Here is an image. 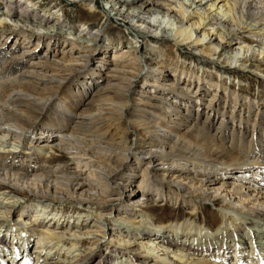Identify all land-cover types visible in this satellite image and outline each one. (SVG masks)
<instances>
[{
    "label": "bare ground",
    "instance_id": "6f19581e",
    "mask_svg": "<svg viewBox=\"0 0 264 264\" xmlns=\"http://www.w3.org/2000/svg\"><path fill=\"white\" fill-rule=\"evenodd\" d=\"M23 1L0 0V7L9 10L0 13V27L4 28L0 30V47L7 45L6 41H3L6 34L17 36L24 42L27 40L32 42L33 39L41 42L57 34L58 31L53 29L57 27V24L52 26L50 24L56 17L54 13L56 7L46 6L48 16H40L37 11L42 8V5L37 6V4L33 7L25 3V8L28 9L27 11L24 9L22 14L23 10L19 12V9L24 6L25 1ZM85 1L88 0H79L82 3ZM210 1L180 0L177 5L183 16L159 6L158 1H150L139 6H134L129 0H95L94 4L100 5L104 2L105 9L112 17L123 20L127 25L141 27L143 32L153 30L159 37H165L168 41L177 40L179 43L191 42L196 46L205 45L203 52H207L208 56L201 54L195 48L203 58L208 57L209 60L221 58L226 62L233 60L247 69L251 66L255 67L252 58L255 53L250 56L251 51L247 48V52L243 55L246 51L245 47H233V44L241 37L250 38L253 44L256 43V46L261 47L260 54L264 56V0H217L208 4ZM197 15L199 19L196 18ZM61 24H59L60 27L64 26ZM201 30L203 35L199 34ZM214 35L217 37L213 39ZM208 37L209 41H207ZM88 44L89 48L96 46L98 37L90 38ZM136 47L138 46L131 45L125 47L124 51H121L123 48L117 49L120 51H117L111 60H107V64H103L108 71L104 73V76L98 77V83L102 82L100 88L88 90L85 94V98L90 97L89 103L92 104V110L88 108L81 112H73L67 100L62 101V107L66 109L65 113L54 109L53 103L57 100L60 89L71 85L75 77L83 71L89 62L90 55L80 54L76 47L68 49L64 46L61 50L55 48V51L43 55L44 59L36 63V67L31 70L24 69L19 77L8 76L23 64L20 57L12 52L0 58V208L21 207L19 200L8 201L10 192L2 191L3 186H9L14 192L32 197L35 202L41 203L50 202L51 204V202L66 200L73 202L100 200L113 203L123 197V195L120 196L121 191L129 192L135 183V175L127 173V166L124 165L131 157L136 158L138 167H143L138 189L142 194L138 198L135 190L133 191L135 194L125 193L124 197L127 203L133 206L132 209L138 210H135V217L139 216L140 220L137 222L131 218H124L119 212L116 216L120 223L114 225L115 229H120L126 236H132L134 231L135 238L158 243L160 246L156 248L167 255L170 251L167 248H173L172 252L184 250L192 256H199V254L208 256L214 251H219L218 253H227L226 257H228V247L237 245L236 248L241 246L250 249L252 253L253 250L261 252L262 257L258 258L263 259L264 239H261L263 243L256 241L255 234L259 238L257 235L264 230V134L260 138L259 129L249 134L244 126L245 121L247 124L254 118V125L264 129V107L244 100L238 92L230 94L232 90L226 87L212 85L214 92H209V86L205 84L204 79L196 76L193 78L192 74L185 77V72L179 68H174L173 73H170L171 70H168L163 59L147 53H143L140 58ZM131 55L133 56L130 57ZM261 58L264 59V57ZM101 62L105 63L104 58H100ZM145 63L151 65L152 69L147 75L148 83L151 87H163L165 90L155 89L158 94H152L147 88L142 91L144 98L141 97L142 95L134 98L133 95L139 94L138 92L130 94V88L141 74ZM259 64L258 67H264V62ZM259 71L264 72V69ZM52 84L54 86L47 92L45 87ZM175 90L182 91L179 93L187 95L191 100L184 101L179 96L178 104L173 102L171 96ZM222 100L225 101L224 106L221 104ZM200 101L203 104L199 106L209 108L210 112L207 115L204 111L206 107L200 110L198 106L197 109L201 112L197 111L195 114L192 112L194 110L192 103ZM183 103L185 111L180 119L176 118L178 105ZM219 109L222 111L223 118L216 128L214 125ZM214 112L215 115H212ZM237 118L243 125L237 129L230 128L229 120L234 121ZM126 120L137 134V140L133 143H130L131 135L127 131L123 132ZM43 125H47V129L51 131L49 133L53 135L48 137L49 134L46 133L47 136L40 137L39 140L32 138L30 134L34 135L37 131L45 134V130L40 128ZM53 128L63 131L54 132ZM68 128H71L70 133L65 132ZM21 147H25V151L22 162L18 163L15 159L21 155L22 152H19ZM45 151L51 156L62 151H71L73 158H77L76 161L79 160L77 167L61 168L60 171L63 169L71 170L67 173L73 172L66 177L58 175L60 171L51 172L52 175H32L36 171L35 168H44L46 164L28 162L32 161L35 155L41 156ZM138 156L143 159H139ZM165 165L171 169L161 168ZM89 166L92 167L90 174L79 181L80 176L86 174ZM236 170L238 172L235 179H232L230 176ZM250 176L254 178L252 185L243 182L249 181ZM108 183L116 186L119 192L111 189ZM168 184H172L173 189L168 188ZM153 187L160 189L161 193L158 190L156 192L163 198L168 190L170 194L167 201L157 205L148 201L141 203L143 198L146 200L148 196H151L150 191ZM143 188L147 194L143 192ZM114 194H118L119 197L114 198ZM174 201L180 205L192 204L193 207L187 208L181 219L171 223L165 222L164 214ZM50 204L41 209L42 218L39 223L32 225L23 221L20 223L18 220L15 223L21 227L18 229L20 233H24L25 236L28 234L26 241L29 244L32 243V236H35V233L48 239L50 241L48 244L57 240L60 243L71 242L73 246L78 243L87 244V240L91 237L89 235L97 236L93 232H82L80 229L84 227V223L82 225L77 223L76 226L80 232L73 233L75 228L71 224L67 228L65 224L55 221L54 218L50 219L53 222L46 221L50 218L48 217L51 213ZM32 208L34 210V207ZM212 212L219 214L221 219L215 232L210 222ZM7 221H9L8 217L0 214V223ZM99 221L100 223L97 224H102L103 221L101 219ZM50 226L51 230L48 229ZM255 227L260 230L257 231ZM168 229L171 233L164 234V231ZM210 232L214 233L215 239L209 238ZM199 233L208 234L206 238L209 241L205 237V240L201 239ZM86 235L88 237L83 239L82 236ZM195 235L196 239L204 240V243L198 242V245H194ZM96 236L93 237L97 238ZM102 237L105 236H100ZM232 240L235 242L234 245L231 244ZM4 243L5 240L1 238L0 256L2 254L6 258L10 251L3 250L6 248ZM240 243L248 246L239 245ZM204 244H208L206 248ZM11 245L16 244L11 243ZM256 246L259 248H255ZM112 247L109 252H105L106 255L104 253L101 256V260L105 256L104 263L115 249L118 252H125L132 261H137L136 264L139 262L146 264L144 261H150L155 257L154 250L151 251V248L142 242L135 243L133 246L118 244ZM29 248L26 249L30 250ZM60 254L61 252H57V255ZM62 254L67 256L71 252L66 251ZM54 256L46 257L40 264L66 263V260L65 263L59 260L54 262ZM10 257L16 264L18 259H12V255ZM86 258L87 255L80 254L74 263L67 264H82ZM254 258L248 259L249 264H257ZM101 260L98 263H101ZM173 260L175 264L219 263L210 261L208 258L184 259L174 256ZM236 261H241L240 264H243L242 257L240 260L237 258ZM7 263L10 264V259ZM232 263L222 261L220 264ZM159 264L166 263L160 261ZM245 264H248V261Z\"/></svg>",
    "mask_w": 264,
    "mask_h": 264
},
{
    "label": "rangeland",
    "instance_id": "374dc122",
    "mask_svg": "<svg viewBox=\"0 0 264 264\" xmlns=\"http://www.w3.org/2000/svg\"><path fill=\"white\" fill-rule=\"evenodd\" d=\"M24 1H23L24 6H22V8L19 9L20 10L19 12L23 10L21 12L22 14H24V11L25 10L27 11L28 9V8H25V3L26 4L29 3L33 7H35L37 4H38L37 6L42 5V8L38 9L37 11L38 12L37 14L40 16H48V13L45 10L46 6L56 7L55 8L56 11L54 12L56 13V17L54 20H52V22H50V24L51 26L52 24H57V27L53 29L58 32L57 34L52 35V37L50 38L51 40L48 37V38H45L41 42L37 41V39H33L32 42L29 40L24 42V41H21L20 38H18L17 36H10L6 34L5 37L3 38V41L4 42L6 41L7 45L0 47V58L4 56V54L9 55L12 52H14L16 56L20 57L21 63H23L21 64V66H19L18 69L13 70L11 75L9 74L8 77L10 76L12 77L14 75H15L14 77H17V76L19 77L21 73L24 72V69L31 70V68L36 67V63L44 59L43 55H45L46 53L55 51V48H57L58 50L59 49L61 50L63 49L64 46L67 47L68 49H70L71 47H76L77 52H80V54L90 55L89 62L86 64L83 71L77 77H75L71 85L69 86L66 85L62 87V89H60L59 96L57 97V100L53 103L54 109L60 110V112H64V113L66 112V109L62 107V101H66V100L70 102L73 112L75 111L81 112L84 109H88V108L92 110V104L89 103L90 97L88 96L87 98H85L86 91L95 90V89L100 88L102 82L98 83L99 82L98 77L104 76V73L108 71V69L103 64H107V60L108 61L111 60L114 54L117 51H120L117 49L123 48L121 51H124L125 47H130L131 45L138 46L136 47V50L138 51V56L140 58L143 53H147L148 55H152V56L155 55L159 59H163L162 61L166 63V65L168 66L167 67L168 70H171L170 73H173L172 71L174 70V68H179V70L185 72V77L190 76V74H192L194 75L193 78L200 77L204 79L206 81L205 84L209 86V90H210L209 92H214L212 91L213 90L212 85L222 86L223 88L226 87L232 90L230 94L233 92H238L239 96L243 98L244 100H248L249 102L260 104L261 106L264 107V72L259 71L260 69H264V67L263 66L258 67L259 63L264 62V59L261 58L264 56L260 54V52L262 51L261 47L256 46V43L253 44V40H250V38L241 37L240 40L234 41L235 45L233 44V47H240V46L245 47L246 51L244 52L243 55H245V53L247 52V48H249V50L251 51L249 53L250 56L253 55V53H255L254 54L255 56L252 57L254 59L253 65H255V67L251 66V68L248 67L247 69V67L241 66L240 63L237 64L233 60H229L226 62V60L223 61L221 60V58L219 60L217 59L209 60L210 58L208 57L203 58L202 56H200V54L196 52L195 48L198 49L201 54L208 56L207 52H203L205 45L196 46V44H193L191 42L179 43V41L177 40L168 41V40H165L166 39L165 37H159L156 31L146 30V32H143L141 30V27L127 25L124 23L123 20L116 18V17H112L110 15V13H108L107 10L105 9L104 2H101L100 5H95L94 4L95 0H88L83 3L79 2V0H24ZM129 1L134 6H137V5L139 6L143 3H148L150 1H158L159 6H162L165 9H170L172 11H175L178 15L183 16V13L181 12L180 7L177 5L180 0H129ZM213 2H217V0H211L210 3L208 4H211ZM7 10H8L7 8L0 7V13L6 12ZM91 10H93V12H91ZM33 18L34 16L32 15V19ZM196 18L199 19L198 15ZM60 22L64 26L60 27L59 26V24H61ZM3 29H4L3 26L0 27V30H3ZM88 31H91V33H87ZM199 34L203 35L202 30L199 32ZM95 37H98V44L96 46H92V48H89L90 46L88 42L90 41V38H95ZM215 37H217V35L216 36L214 35L213 39ZM71 38H75L77 40L74 41ZM209 40L210 38L208 37L207 41ZM132 56L133 55H131L130 57ZM61 57L62 56L60 55V58ZM69 58H72V57H69ZM100 58H104L105 63L104 62L100 63ZM1 62L3 63L2 59H1ZM143 67L144 68L141 74L137 77V80H134V84L130 88V94H132L133 92H138L139 94V95H133L134 98H139L140 95L143 94L142 91L147 90V88L150 89L148 90L151 91L152 94H158V91L155 92V89L165 90V88L163 87H160V88L158 87L156 88V86L151 87V85L148 83L149 78H147L148 77L147 75L151 73V70H152L151 65H149L148 63H145ZM250 69L251 71H248ZM52 86L54 85L52 84V85H48L45 87V89H47V92L50 90ZM173 92L175 93L171 96V100L177 104H178L177 101H178L179 96L181 99H184V101L187 99L191 100L189 99L187 95L183 93H179V92H182L180 90H175ZM141 97L144 98L143 95ZM199 104L202 105L203 102L200 101V102L192 103L193 109H194L192 112H194V114L197 113V111L198 113H200L201 112L200 110L206 107L204 111H206V115H207V113L210 112L209 108L207 106L205 107L199 106ZM221 104L222 106H224L225 101L221 102ZM198 106L200 110L197 109ZM184 108H185L184 103L181 104L180 106L178 105V109L176 110V113H175L176 118L180 119L181 115L185 111ZM221 112H222L221 109H219L217 116H216L217 119L214 125L216 128L219 126L223 118V115ZM212 115H215V112L212 113ZM253 120L254 118H252L250 122L247 124L245 121L244 127H246L249 134H253V130L256 131L259 129V136L260 138H262L261 136H263L262 134H264V129L259 125L257 126L254 125ZM229 122L230 124H228V126H230V128L235 127L237 129L240 125H243V123L240 124V121L238 120V118L234 121L229 120ZM40 128H43V131L45 130L44 135L40 134L42 133L41 131H37L35 132L34 135L30 134V136L34 139L39 140L40 137L42 138L46 137L47 136L46 133L49 134L48 137L50 135H53L49 133L51 131L47 129V125L40 126ZM53 130L55 132L57 129L53 128ZM57 131L61 133L63 130H57ZM124 131H127L131 135L130 143H133L137 140V134L130 127L129 122L127 120L125 121V128H123V132ZM65 132L70 133L71 128L66 129ZM40 141L42 142V140ZM21 148L22 149H19V152L20 151L22 152L21 153L22 156L20 155L18 158L15 159L16 162L18 161V163L22 162L21 159L23 158V152L25 151V147H21ZM70 152L62 151L60 153H56L55 155L52 154L51 156L49 155V152L45 151L43 152L41 156L35 155L33 160L29 161L28 163H31V164L37 163L39 165L46 164V166L41 169L35 168L36 173L33 172L32 175L34 174H39V175L51 174L52 175L53 173L51 172L60 171L61 168L66 167V166L67 167L70 166L71 168H76L78 164L77 162L79 160L76 161L77 158H73ZM138 158L143 159L140 156H138ZM26 160L27 159H25V161ZM182 162L187 163V161H182ZM124 165L127 166L126 167L127 173L135 175L134 176L135 183H133V186L130 188L129 192L121 191L120 196L123 195V197L113 202L114 204L105 203L104 201H100V200L95 201V202H91V201H84V202L74 201L73 202V201L66 200V201H61V202L60 201L51 202V204L50 202L41 203V202H35L32 197L31 199L29 198V196L26 197L19 193L14 192V190L10 189L9 186H3L4 189L2 191H7L8 193L10 192L8 196L9 197L8 201L19 200L21 201V207L18 209L16 208L8 209L7 207L0 208V214L7 216L9 219V221L5 223H0V249L2 246L1 238L5 240L4 244L6 245V248H4L3 250H6V249L8 250V248L11 247V243L19 245L20 249L18 247V250H17V247H11L13 251L15 250L18 251V255L16 256L18 261L16 264H40L43 259H45L46 257L50 258L52 255H55L53 258L54 262H57L59 260L65 263L64 261L66 260L65 264H67L68 262L74 263L75 260L79 258L80 254L83 256L87 255L86 260L82 264H136L137 261L135 260L132 261V258L129 257L125 252L123 251L118 252L117 249H115V251L112 253L110 258L107 259V261H105V263L103 260L105 256L102 257V260L100 258L101 256H103L105 252H109V250L111 249L110 247H112L113 245L121 244L122 246H124L126 244L127 245L131 244L133 246L135 245V243L140 244L141 242L145 244L146 246H149L151 248L150 250L151 251L154 250V253H155V257L152 260L144 261L146 264L147 263L148 264H159L160 261L166 264H171L175 262L173 260L174 256L184 258V259L185 258H190V259H194V258H206L207 259L208 258L210 261H213V262L218 261L219 262L218 264H220L222 261L224 262L225 259L222 257L225 256V258L227 259L226 257L227 253L225 254V253L220 252V255H219L218 253L219 251H214L213 253H210V254L209 252L207 253L204 252V254H209L208 256L206 255L201 256L200 254L199 256L197 255L192 256L189 252L184 251V250L176 249L178 252H172L174 250L173 248H167V250H170L169 255L163 254V252L160 251L161 249L156 248V246H160L158 243L157 244L153 243V241H142L141 238L140 239L135 238L133 236L135 235L134 231L132 233V236H126V234L120 229L118 230L115 229L114 225L116 224L118 225L120 223V221L117 220V216H116L119 212L121 216H123L124 218L126 217L128 219L131 218L137 222L140 220L139 216L135 217V214H136L135 210L137 209L135 208L132 209L133 206L127 203L124 196H125V193H129V194L136 193L138 194V198L141 196L142 193L140 194V191H138V189H139V181L141 180V175L143 174L142 173L143 167L142 168L138 167L136 163V158H131V157L128 158V161ZM189 167H191V165ZM161 168H164L165 170L171 169L169 167H166V165L161 166ZM87 169L88 170L86 174L81 175L79 178V181L83 180L84 177H87L90 174L92 167L89 166ZM70 171L71 170L62 169L60 173L58 172L59 173L58 175L60 176L62 175L65 177L70 176V174L73 173V172L67 173ZM237 172L238 170H236L230 177L232 179H235V175L237 174ZM243 182H246V184L252 185L254 182V178L253 176H250L249 181H243ZM108 186L111 189H114L115 191H117V193L119 192V189L113 184L108 183ZM168 188L173 189V185L168 184ZM151 190H152L150 191L151 196H148V199L146 200L143 198L141 200V203L148 201L149 203L153 205H157V204H161L162 202L167 201V198L169 197V194H170L168 190L167 192H165L164 198L163 196L161 197V194L159 195L157 194L156 192L157 190L158 192L161 193L158 187H153L151 188ZM133 191H135V193ZM143 192L147 194L144 188H143ZM93 194L95 195V193ZM2 197H6V196H2ZM113 197L118 198L119 196L118 194H114ZM47 204H50L49 208L51 210V213L49 214L50 216H48L50 218H47L46 221L53 222L51 220L54 218L55 221L65 224L67 228L69 227V224H71L75 228L73 233L80 232L79 229H77V226H76L77 223L81 225L84 223V227H81L82 229L80 230H82V232L83 231L93 232L97 234V236L89 235L91 237H89L90 239L87 240L88 241L87 244L83 245V244L78 243L77 245L73 246V243L71 242L66 241L65 243V241L64 242L62 241L60 243V241H57V240L51 241V243L48 244V242H50L48 239L46 238L44 239L43 236L40 237L39 235L35 233V236H32L33 238L32 243L29 244V242L26 241V239L28 238L27 236L28 234H26L25 236L24 233L23 234L20 233L18 229H21V227L17 226L15 223L17 222V220L18 222L20 221L28 222V223H31L32 225L39 223L41 221L40 218H42L40 216L41 215L40 211ZM32 207H34V210ZM192 207H193L192 204L180 205L179 203H176V201H174V204L168 207L167 212L164 214L165 222L171 223L176 219H181L183 216V213H185L186 210H188L187 208H192ZM43 211H46V210L43 209ZM213 212H212L210 222L215 232L216 227L219 226L221 219H220L219 214H216V213L213 214ZM100 219L103 222L102 224L99 225L97 223H100L99 221ZM134 226H131V227L134 228ZM149 226L151 228V225ZM153 228L154 227H152V229ZM48 229L51 230L52 229L51 226ZM256 229L257 231L260 230L259 228H256ZM165 231H164V234L171 233V230L169 229ZM244 233L242 234L244 235ZM213 234H214L213 232H210L209 238L215 239L214 237L215 235ZM99 235L105 236V237L100 238ZM93 236L94 237L96 236L97 238H94ZM199 236H201V239L203 238L204 240L206 237L208 238V234H204V233H201V234L199 233ZM257 236L259 238H257L255 234L256 241L263 243L261 239H264V230H261L260 235L258 234ZM82 237L83 239H86L85 237H88V236L86 235ZM247 237L249 238L250 235ZM196 238L197 237L195 235L193 237V239L195 240V242L193 243L194 245H198L201 242L204 243V240L200 239L201 240L200 241ZM207 240L209 241V239ZM16 241H18V243H16ZM211 241L216 242V240L215 241L211 240ZM231 244L234 245L235 242L232 240ZM24 245L25 247H23ZM30 245H31V248L30 250H28L27 254L25 252H22L24 251L23 250L24 248H29ZM207 245L204 244L205 246L204 248H206ZM239 245L248 246L247 244H241V243ZM236 247L237 245H234L233 247H228L229 256L231 255V257L227 260V262L230 260L232 261L235 256L234 254L239 251V248H236ZM230 248L232 249L230 250ZM255 248H259V246H256ZM72 250H73V253H72ZM66 251L71 252V254L67 256L63 255L62 253ZM241 251L243 252V254H245V256L247 254V257L245 258L243 257V261H246L250 258L255 257L254 262L258 264L264 263V258L263 259L258 258V257H262L261 252L253 250V253H252L251 250L247 248H241ZM0 252H2V249L0 250ZM57 252H61V254L57 255ZM255 254H257L258 256L256 255L253 257V255ZM74 255H77V256H74ZM41 256H43L44 258H42ZM7 259L8 257L5 258L1 254L0 264H6ZM100 260H101V263H98L100 262ZM10 262L11 264H13L12 261ZM139 264H143V263L139 262Z\"/></svg>",
    "mask_w": 264,
    "mask_h": 264
}]
</instances>
